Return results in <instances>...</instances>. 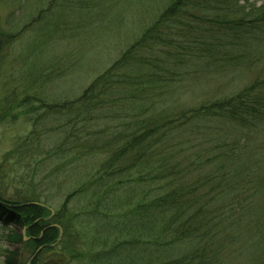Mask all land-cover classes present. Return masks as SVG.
I'll return each instance as SVG.
<instances>
[{"label":"trees","instance_id":"16d2710c","mask_svg":"<svg viewBox=\"0 0 264 264\" xmlns=\"http://www.w3.org/2000/svg\"><path fill=\"white\" fill-rule=\"evenodd\" d=\"M115 3L49 0L20 32L33 46L71 44ZM159 6L118 59L61 104L38 98L54 81L49 62L14 64L3 49L21 33L0 29V125L24 118L46 134L54 120L56 157L70 143L83 165L67 179L74 187L44 200L0 191V228L14 249L4 264H264V0ZM42 16L44 29L30 33ZM197 84L204 101L178 104Z\"/></svg>","mask_w":264,"mask_h":264},{"label":"rangeland","instance_id":"374dc122","mask_svg":"<svg viewBox=\"0 0 264 264\" xmlns=\"http://www.w3.org/2000/svg\"><path fill=\"white\" fill-rule=\"evenodd\" d=\"M48 1L0 0V29L19 33L31 17L46 8ZM162 1L115 0L116 3L103 9L97 19L86 22L77 39L71 44L65 42L54 44L55 47L48 43L42 44V47L39 44L33 46L34 41L29 39L31 34L24 35V31H21L14 44L3 49V52L9 56V60L15 61L14 64L18 63V66L23 62L28 63L25 68L32 63L40 66L45 65V61L49 62L45 67L46 75L52 74L54 81L42 88L40 92L42 97L38 94V98H49L59 104L72 101L79 97L83 90L139 37L146 26L153 21ZM45 15L46 13H43V16ZM43 16L39 24L30 27V33L44 29L46 19ZM0 69L2 71L6 69V64L3 63ZM227 77L229 76L222 78L229 79ZM226 81L224 80V84ZM198 87L199 84L191 88L193 91H185L178 104L189 107L204 101L201 94L203 89L195 90ZM212 90L214 89L209 88V91ZM37 106L40 105L36 104ZM45 112L46 110L41 111V115ZM46 123L50 130L54 129L53 132L48 130L45 134V127L40 124L39 127L34 128V125L24 118L13 124L0 125V191L4 196L11 198L14 195L15 198V194L33 191L44 200L53 193L52 188H56L55 192L60 193L74 187V184L69 183L67 179L74 180L75 175L71 172L75 173L78 170L79 173L80 167H83L82 162L78 163L73 155L69 156L67 150L70 148V143H67L69 146L62 145L63 154L56 157L58 150L53 148V145L55 147L60 145L61 131L55 126L54 120L48 119ZM40 128L43 133L41 132L39 136L35 135L32 140H27L34 129L38 131ZM48 141L52 144L50 145ZM15 151L17 154L10 155ZM52 157L53 159H50ZM62 200L58 198L52 203L56 205L49 204L48 209L55 211ZM28 228L19 231L24 241L28 240L25 237ZM7 233L0 228V264H4L5 261L4 251L14 250L4 241ZM41 238L42 232L36 240L39 241Z\"/></svg>","mask_w":264,"mask_h":264},{"label":"water","instance_id":"95a60500","mask_svg":"<svg viewBox=\"0 0 264 264\" xmlns=\"http://www.w3.org/2000/svg\"><path fill=\"white\" fill-rule=\"evenodd\" d=\"M51 216H52V214H51ZM58 239H57V243L61 240V238H62V231H61V229H58ZM26 241V240H25Z\"/></svg>","mask_w":264,"mask_h":264},{"label":"bare ground","instance_id":"6f19581e","mask_svg":"<svg viewBox=\"0 0 264 264\" xmlns=\"http://www.w3.org/2000/svg\"><path fill=\"white\" fill-rule=\"evenodd\" d=\"M55 227V226H54ZM58 228V227H57ZM58 229H60V228H58Z\"/></svg>","mask_w":264,"mask_h":264}]
</instances>
